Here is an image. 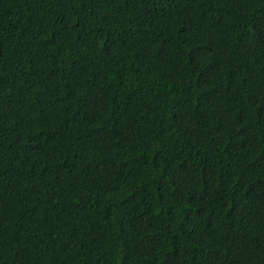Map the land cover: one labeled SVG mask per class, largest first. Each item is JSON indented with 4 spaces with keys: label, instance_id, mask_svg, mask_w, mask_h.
Returning a JSON list of instances; mask_svg holds the SVG:
<instances>
[{
    "label": "trees",
    "instance_id": "trees-1",
    "mask_svg": "<svg viewBox=\"0 0 264 264\" xmlns=\"http://www.w3.org/2000/svg\"><path fill=\"white\" fill-rule=\"evenodd\" d=\"M0 264H264V0H0Z\"/></svg>",
    "mask_w": 264,
    "mask_h": 264
}]
</instances>
